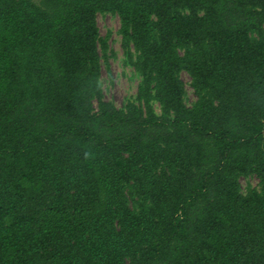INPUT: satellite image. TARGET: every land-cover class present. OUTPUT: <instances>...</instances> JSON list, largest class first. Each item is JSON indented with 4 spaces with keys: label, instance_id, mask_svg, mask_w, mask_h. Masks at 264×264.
<instances>
[{
    "label": "trees",
    "instance_id": "obj_1",
    "mask_svg": "<svg viewBox=\"0 0 264 264\" xmlns=\"http://www.w3.org/2000/svg\"><path fill=\"white\" fill-rule=\"evenodd\" d=\"M0 264H264V0H0Z\"/></svg>",
    "mask_w": 264,
    "mask_h": 264
},
{
    "label": "rangeland",
    "instance_id": "obj_2",
    "mask_svg": "<svg viewBox=\"0 0 264 264\" xmlns=\"http://www.w3.org/2000/svg\"><path fill=\"white\" fill-rule=\"evenodd\" d=\"M96 20L99 35L106 39L108 46L107 59L101 60L100 83L105 99L111 101L116 107H121L126 101L135 99L140 76L128 61L125 48L122 47L118 16L110 13H97ZM130 50L133 52L132 46ZM180 77L185 85L186 103L190 104L195 99L189 85L190 78L184 71L181 72ZM153 106L159 113V105L156 101L153 102ZM240 182L243 191L248 185L258 187V179L254 175L241 177Z\"/></svg>",
    "mask_w": 264,
    "mask_h": 264
}]
</instances>
